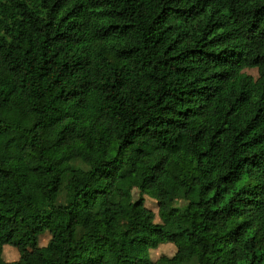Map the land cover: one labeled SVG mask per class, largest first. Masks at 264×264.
Segmentation results:
<instances>
[{
  "label": "trees",
  "instance_id": "trees-1",
  "mask_svg": "<svg viewBox=\"0 0 264 264\" xmlns=\"http://www.w3.org/2000/svg\"><path fill=\"white\" fill-rule=\"evenodd\" d=\"M7 247L264 264V0H0Z\"/></svg>",
  "mask_w": 264,
  "mask_h": 264
},
{
  "label": "rangeland",
  "instance_id": "rangeland-1",
  "mask_svg": "<svg viewBox=\"0 0 264 264\" xmlns=\"http://www.w3.org/2000/svg\"><path fill=\"white\" fill-rule=\"evenodd\" d=\"M247 73H249L250 75H252L253 77H257V70L256 69H246L245 70ZM156 161V159H151V158H147L145 160V165L149 166L151 164H153ZM32 178V177H31ZM35 203L40 206L41 205V198L37 197L35 198ZM182 203L179 201L175 202V206H180ZM45 240V237H43L42 241ZM4 256L6 257V259L10 262V264H26L21 262L17 255L15 254L14 250L11 247H7L4 251Z\"/></svg>",
  "mask_w": 264,
  "mask_h": 264
}]
</instances>
